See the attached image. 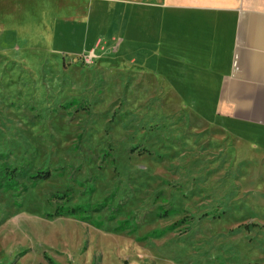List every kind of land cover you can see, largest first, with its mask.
I'll use <instances>...</instances> for the list:
<instances>
[{"label": "rangeland", "instance_id": "374dc122", "mask_svg": "<svg viewBox=\"0 0 264 264\" xmlns=\"http://www.w3.org/2000/svg\"><path fill=\"white\" fill-rule=\"evenodd\" d=\"M49 40L0 52V264H264V152Z\"/></svg>", "mask_w": 264, "mask_h": 264}, {"label": "crops", "instance_id": "0c3cea01", "mask_svg": "<svg viewBox=\"0 0 264 264\" xmlns=\"http://www.w3.org/2000/svg\"><path fill=\"white\" fill-rule=\"evenodd\" d=\"M44 29L153 75L208 123L264 152V0H0V52ZM29 44L28 42H26Z\"/></svg>", "mask_w": 264, "mask_h": 264}, {"label": "trees", "instance_id": "16d2710c", "mask_svg": "<svg viewBox=\"0 0 264 264\" xmlns=\"http://www.w3.org/2000/svg\"><path fill=\"white\" fill-rule=\"evenodd\" d=\"M8 170V169H7ZM6 170V172H7V175L8 176H11V177H8V179L7 180H10V179H15L16 178V174H15V170H12V169H10V170H8L7 171ZM45 174H38V175H36L34 178V180H33V185H35V184H37L38 182H40V181H43V180H45V179H47V178H49V176H50V172L49 171H45L44 172Z\"/></svg>", "mask_w": 264, "mask_h": 264}]
</instances>
